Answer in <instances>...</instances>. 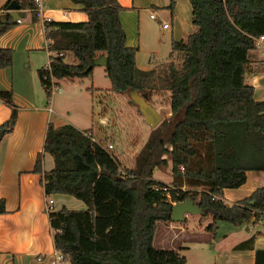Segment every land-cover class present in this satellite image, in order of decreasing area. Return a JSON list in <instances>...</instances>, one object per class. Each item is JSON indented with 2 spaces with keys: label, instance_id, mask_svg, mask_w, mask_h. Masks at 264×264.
<instances>
[{
  "label": "trees",
  "instance_id": "obj_1",
  "mask_svg": "<svg viewBox=\"0 0 264 264\" xmlns=\"http://www.w3.org/2000/svg\"><path fill=\"white\" fill-rule=\"evenodd\" d=\"M9 1L0 5V34L16 23ZM17 1L37 18L34 0ZM70 1L85 12V19L42 20L47 50L61 52L49 54L47 63L36 69L45 96L50 95L51 78L58 85L63 78L88 76L92 67L86 58L102 53L111 91L134 88L148 97L155 88V71L135 64L137 47L126 44L118 16L123 6L117 0ZM188 1L195 29L170 40L168 56L180 52L181 61L175 66L168 60L161 77L169 114L150 129L133 166L121 172L91 127L46 123L32 171L39 174L45 194L72 195L84 204L47 211L52 246L68 264H182L183 255L153 246L152 237L156 222L169 220L172 202L187 197L202 214H210L207 228L212 231L218 221L239 227L264 218V185L230 203L221 192L240 185L246 170H264V99L254 98L243 77L252 38L264 34V0ZM172 5L168 0L166 7ZM67 52L76 62L63 60ZM11 61L12 49L0 46V67ZM0 100L9 108L0 122L1 139L13 127L17 105L8 89H0ZM44 151L53 162L46 170L41 166ZM168 159L172 187L165 191L161 186L166 183L151 176ZM252 239L251 234L233 247L250 248ZM252 264H264V248L254 249Z\"/></svg>",
  "mask_w": 264,
  "mask_h": 264
},
{
  "label": "crops",
  "instance_id": "obj_2",
  "mask_svg": "<svg viewBox=\"0 0 264 264\" xmlns=\"http://www.w3.org/2000/svg\"><path fill=\"white\" fill-rule=\"evenodd\" d=\"M4 1L0 0V5ZM117 1L123 6L118 16L125 33V41L126 44L137 47L135 56L142 48L139 32L135 31V24L139 26L140 15L147 14L150 17L149 13L154 12L150 18L159 15L169 17V40L184 38L195 29L190 22L188 0H173L171 8L166 7L168 0ZM36 4V19H32L29 9L23 7L24 15L19 17L20 20L0 34V46L12 49L11 64L0 67V89L10 90L12 100L17 105L11 131L0 139V197L4 199L5 208V212L0 213V264H49L51 252L54 251L52 232L47 211L44 209L45 193L40 176L32 171L34 158L42 150L47 122L54 125L67 122L78 129H84L70 118L67 110L60 114L52 108L54 97H41L42 85L35 69L45 65L50 54L46 48L42 20L77 21L85 19L86 14L78 4L70 0H38ZM153 45L156 48V43ZM151 52L154 55L152 65H137L136 57L135 64L143 69L153 68L156 72L155 63L159 60L155 57V50ZM243 77L246 83L252 85L254 98L264 99L262 47L248 50ZM59 91L60 85L59 90L52 93ZM62 94L61 91L56 95L64 97ZM8 113V106L0 100V122ZM103 121L104 117L99 116L98 122ZM52 164L51 155L44 151L42 169H49ZM261 185H264V170H246L244 181L240 185L222 188V197L230 203ZM50 196L52 209L64 205L60 203L66 199L64 194L52 193ZM251 234L252 247H233ZM210 240L214 264H252L254 249L264 248V218L239 227L228 226L222 232L213 234ZM36 254L41 257L36 259Z\"/></svg>",
  "mask_w": 264,
  "mask_h": 264
},
{
  "label": "rangeland",
  "instance_id": "obj_3",
  "mask_svg": "<svg viewBox=\"0 0 264 264\" xmlns=\"http://www.w3.org/2000/svg\"><path fill=\"white\" fill-rule=\"evenodd\" d=\"M162 22L166 25L162 26ZM136 30L139 32V43L142 47L136 52L137 65H152L154 60L152 50H155V57L159 60L155 63V88L149 91L147 100L163 119L169 114V106L168 90L162 86L161 77L166 71L168 60L179 66L181 53L173 52L171 56L167 55L170 50L169 17L159 15L150 18L147 14L140 15L139 26L135 24ZM153 43H156V48ZM63 60L68 63L76 62V58L70 52L65 54ZM58 83L59 92L62 91V95L65 96H57L59 92L50 94L51 98L54 97V102H51L52 108L60 114L67 110L70 118L77 121L80 127H91L94 139L114 156L121 172L124 168L133 166L135 154L151 127L136 111V105L129 102L126 92L116 93L109 89V80L103 66L93 65L90 75L71 80L63 78ZM41 92V97L45 96L43 88ZM99 116L104 117L103 123L98 122ZM170 166L168 159L165 165L153 168L151 178L171 183ZM64 196L66 199L60 203H64L67 208L84 207L83 202L72 195ZM210 221V214L202 213H186L182 221H157L152 245L175 249L184 256L182 264H214L210 239L213 234L220 233L231 225L227 221H218L217 228L212 231L207 228Z\"/></svg>",
  "mask_w": 264,
  "mask_h": 264
},
{
  "label": "water",
  "instance_id": "obj_4",
  "mask_svg": "<svg viewBox=\"0 0 264 264\" xmlns=\"http://www.w3.org/2000/svg\"><path fill=\"white\" fill-rule=\"evenodd\" d=\"M7 9L11 15L13 22L17 17L24 15L23 8L19 5L17 0H10L7 4ZM87 67L93 65L105 64V55L100 53L93 58H86ZM128 100L132 104L136 105V111L141 114L143 121L151 128L154 127L161 119V115L157 112L155 107L151 105L147 100L146 92H138L134 88L127 90ZM202 209L198 206V203L191 197L184 198L182 200H176L172 203L169 220L170 221H182L186 213H202Z\"/></svg>",
  "mask_w": 264,
  "mask_h": 264
},
{
  "label": "built area",
  "instance_id": "obj_5",
  "mask_svg": "<svg viewBox=\"0 0 264 264\" xmlns=\"http://www.w3.org/2000/svg\"><path fill=\"white\" fill-rule=\"evenodd\" d=\"M35 3L38 2V0H34ZM37 5V4H36ZM154 15V12H150L149 13V16L150 17H153ZM20 20L19 17L16 18V22H18ZM166 24L165 23H162V26H165ZM253 42H252V47H262V50L264 52V34H259L257 36H254L252 38ZM50 52V54H61V52H55V51H51V50H48ZM59 90V85H56L53 83V78H51V83H50V87H49V92L50 94L54 91H57ZM172 186L168 183H166L165 185L161 186V189L162 190H165L167 191V189L171 188ZM168 196V195H167ZM173 203V202H172ZM52 198L50 196V194H45L44 196V209L46 211L52 209ZM41 256L40 254H36V259H39ZM49 264H68L67 261H65L63 258H62V255L59 251L55 250L51 252V256L48 260Z\"/></svg>",
  "mask_w": 264,
  "mask_h": 264
}]
</instances>
